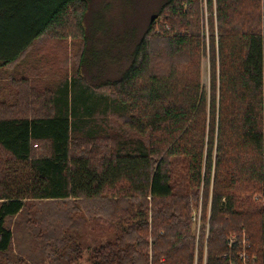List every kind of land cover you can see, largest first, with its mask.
<instances>
[{"label": "trees", "instance_id": "obj_1", "mask_svg": "<svg viewBox=\"0 0 264 264\" xmlns=\"http://www.w3.org/2000/svg\"><path fill=\"white\" fill-rule=\"evenodd\" d=\"M216 2L219 72L211 51L208 96L200 0H167L157 21L170 31L155 34L150 21L125 74L101 84L83 74L89 0L1 1L0 20L11 11L17 21L0 40V264H77L83 223L102 234L122 230L97 250L95 264H195L192 212L202 184L207 201L212 178L206 264H231L227 238L244 229L254 264H264V202L254 200L264 179L261 0ZM78 38L84 45L75 52L70 40ZM43 50L47 61L39 59L60 78L57 88L37 68L7 73ZM71 199L87 203L83 215L75 216L78 208L55 214ZM14 217L17 229L42 243L20 239L13 248ZM205 237L203 228L201 252Z\"/></svg>", "mask_w": 264, "mask_h": 264}, {"label": "rangeland", "instance_id": "obj_2", "mask_svg": "<svg viewBox=\"0 0 264 264\" xmlns=\"http://www.w3.org/2000/svg\"><path fill=\"white\" fill-rule=\"evenodd\" d=\"M2 0H0L1 3ZM167 0H89V9L87 11L85 17V27H86V38H87V52H86V60L83 66V74L91 81L93 84H101L104 82L117 80L121 78L126 70L131 65L133 60L135 51H137L138 43L146 32L149 22L152 21V15L156 14L157 17L152 21L156 20L154 26L155 34H165V29L170 31V26L165 21L161 23V19H158V12L161 7ZM200 27H201V38H202V56L200 59L201 66V83L207 88L208 96H210V84H211V66H210V52L216 51V69L219 72V60H218V20H217V2L213 0V7L208 4V0H200ZM187 11L191 8L190 3H186L184 6ZM11 11L8 14V19L0 20V40L6 36L11 34L12 27H14L13 20L17 21L16 18L11 17ZM214 21L215 27V45L212 43V36L210 34V29L212 26V19ZM7 20V25L2 27V23ZM260 33H261V15H260ZM171 35H176L175 33H171ZM72 43L70 44L75 48V52L81 50L84 42L81 39H76L75 44L74 40H70ZM34 55H38L36 57ZM49 53L46 50L41 51V54L38 51H29L25 57L22 58L21 62H19L14 69L10 70L6 68L10 73L11 71H15L13 73L14 76L21 77L27 74L29 70H33L37 68L38 71L41 72V77L44 80V84L46 86L57 88L59 81L54 73L53 68L46 69L44 64L47 60ZM46 60V61H41ZM43 62V63H42ZM42 63V64H41ZM44 64V65H43ZM36 65H39L36 67ZM75 71L74 65H72L69 76H73ZM5 75V72H4ZM88 75V76H87ZM1 76V74H0ZM6 76V75H5ZM35 76V75H34ZM34 76H32L34 78ZM31 80V78H29ZM0 84V88H1ZM16 88L12 89L14 92ZM207 151H205L204 155L206 156ZM216 152L214 151V161H215ZM204 168V167H203ZM215 169V163L213 164V171ZM205 172V168L203 169ZM203 172V173H204ZM214 175V172H213ZM213 178L211 180V186L209 189V196L207 201H205V189L202 184L201 194L199 198V205L195 207L192 212L191 221L193 222V232L196 236V258L195 264L201 259L200 253L202 254V261L204 264L207 263L208 256V235L211 227V215H212V194H213ZM226 198L223 197V201ZM261 199L264 202V179H263V189L262 192L257 194L254 197V200ZM204 202H207L206 204ZM224 203V202H222ZM86 202L84 200L77 201L75 199H71V201H66L64 204H57L56 208L59 210L52 211L56 213H60L61 215L70 213L74 208H78L77 211L80 210V213L75 214V216H81L85 213L84 208H86ZM90 207V204H89ZM151 211V207H150ZM151 216V213H150ZM20 217V216H19ZM19 217H14L12 219L11 225L13 229L17 230L19 233L14 241L13 248H17L20 245V239L24 242H30L32 239H37L40 244L42 241L37 238L36 235L31 237V232L28 231H20L15 226L16 221ZM205 229L206 237H205V247L204 250L200 247L198 248V242L200 239V234L202 229ZM15 230V231H16ZM33 232V231H32ZM68 237L65 240L70 239V236L75 233L74 229H69L67 231ZM118 235H122L121 229L109 230L106 234H102L98 229L93 230L91 223H83L79 229V233H77V237L79 238V243L82 246V253L78 260L77 264H95V256L96 252L102 246L107 245L110 241L114 240V238ZM248 233L247 230H242L240 233H230L227 238V242L230 248V255L228 257L229 262L231 264H249L248 260L252 259V264L256 261V254L251 253V249L248 250ZM230 238L236 239V242L239 243V247L236 251H233V246L231 247ZM16 250V249H15ZM16 254H19L17 251H14ZM38 253V252H37ZM42 256V258H47L45 252L38 253ZM151 254V251H150ZM253 254V255H251ZM23 258L26 256L21 255ZM26 264H33L30 260L25 259ZM41 264H52L46 259Z\"/></svg>", "mask_w": 264, "mask_h": 264}, {"label": "built area", "instance_id": "obj_3", "mask_svg": "<svg viewBox=\"0 0 264 264\" xmlns=\"http://www.w3.org/2000/svg\"><path fill=\"white\" fill-rule=\"evenodd\" d=\"M260 35L262 39L263 55H264V0H261V33ZM263 157H264V149H263ZM229 241H231V247L233 246L234 243H236V239H233V238H230Z\"/></svg>", "mask_w": 264, "mask_h": 264}, {"label": "water", "instance_id": "obj_4", "mask_svg": "<svg viewBox=\"0 0 264 264\" xmlns=\"http://www.w3.org/2000/svg\"><path fill=\"white\" fill-rule=\"evenodd\" d=\"M157 17L156 14L152 15L151 20L153 21Z\"/></svg>", "mask_w": 264, "mask_h": 264}]
</instances>
